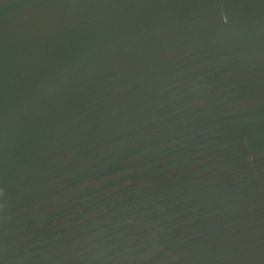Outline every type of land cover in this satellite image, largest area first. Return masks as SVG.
Segmentation results:
<instances>
[{
    "label": "water",
    "instance_id": "1",
    "mask_svg": "<svg viewBox=\"0 0 264 264\" xmlns=\"http://www.w3.org/2000/svg\"><path fill=\"white\" fill-rule=\"evenodd\" d=\"M0 264H264V0H0Z\"/></svg>",
    "mask_w": 264,
    "mask_h": 264
}]
</instances>
